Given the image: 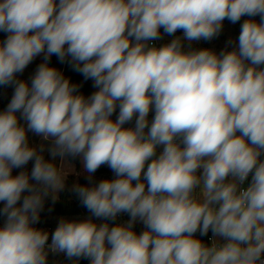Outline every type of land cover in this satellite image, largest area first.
Segmentation results:
<instances>
[{
    "label": "clouds",
    "instance_id": "obj_1",
    "mask_svg": "<svg viewBox=\"0 0 264 264\" xmlns=\"http://www.w3.org/2000/svg\"><path fill=\"white\" fill-rule=\"evenodd\" d=\"M245 16L233 50L191 49ZM161 29L183 37L156 47ZM0 32V86H14L0 112V264H47L49 251L73 264H264V0H0ZM41 54L30 85L19 80ZM53 55L98 90L85 98ZM29 131L50 146H30ZM57 157H79L89 179L107 165L115 179L73 191L93 217L130 219L61 218L48 244L33 225L65 187Z\"/></svg>",
    "mask_w": 264,
    "mask_h": 264
},
{
    "label": "trees",
    "instance_id": "obj_2",
    "mask_svg": "<svg viewBox=\"0 0 264 264\" xmlns=\"http://www.w3.org/2000/svg\"><path fill=\"white\" fill-rule=\"evenodd\" d=\"M245 19H249V17L245 16L242 17L241 20L235 24L231 23L227 19L223 22L222 31L220 34L216 37H214L211 40H200V41H192L190 44V47L192 50H200V49H211L215 51L217 54H219L221 51L227 50L231 51L233 48L236 47L238 44V36L240 32L241 24ZM257 22H259V17L254 18ZM161 31V37H164L166 42H170L172 39L176 38V36L183 37V33L181 31H178L174 36L167 35L163 32V29ZM7 33L0 32V42H3L6 39ZM229 41H232L231 44H229ZM184 44V50L187 51L189 49V42L187 40L183 41ZM44 62V56L41 54L40 56H37L26 68L22 73L17 74V78L19 80L27 81L30 85L31 83V77L35 74V71L40 63ZM49 66L57 68L66 78L70 80L71 83L77 84L79 86V93L83 94L85 98L90 96L93 92L97 91L98 89L93 87V81L92 80H85L83 75L76 72L72 65L66 60L64 63H61L59 59L53 55L50 60L48 61ZM14 92V86H0V112L4 111L7 108L8 103L10 102L12 95ZM119 109L117 108L116 113L113 114L111 117L113 120H115L118 116ZM19 117V113H17ZM154 113L149 114V121H151ZM20 123L24 124L25 122L20 119ZM135 118L132 122L124 125V127H134ZM29 143L31 145V138L30 137V131L27 133ZM48 146H50L51 142L46 141L45 142ZM162 151L161 147L157 148L158 155ZM50 154L47 152L44 155V158L46 161H50ZM69 162L74 164L76 166L77 170H80L81 167V160L79 157L72 158L68 157ZM261 159H264V156L261 157ZM56 164V163H55ZM59 167V164H56ZM30 161L27 165H25L23 168H20L18 170H25L30 175ZM146 170V168H145ZM13 175H17L14 173V169L12 172ZM251 178V174L249 175ZM115 174L111 171V169L107 166H101L95 173L91 175V179H89V176L80 175H69L65 181V187L62 191L59 192L57 195V199L53 201L51 195L48 197H45L44 200V207L42 211L40 212V219L39 222L34 224L33 227L37 229H41L43 231H46L49 234V240H51L52 233H54L56 227L58 226V223L61 218L67 219L69 221L75 220V221H82L91 218L94 222L97 224L100 223H109L110 227L115 226L116 224H123L126 223L130 216L127 213H120L118 214L116 220H108L104 221L99 218L93 217L91 213L81 204L78 196L73 191L74 185H81V186H93L95 184H98L103 179H115ZM32 183H35V181H30ZM135 183V181L133 182ZM25 195L27 193H24ZM22 203V199L20 202ZM3 207V202H0V209ZM6 217L0 216V226H3L4 221ZM133 230L140 234L145 230L144 225L140 222H136L133 226ZM212 235V232L209 231L207 235H200L199 231L195 234V236L203 241L206 245H209L208 238ZM47 264H73L72 261H69L68 258L63 253H52L48 252L47 256ZM79 264H90V261L88 259L81 258L79 260Z\"/></svg>",
    "mask_w": 264,
    "mask_h": 264
},
{
    "label": "rangeland",
    "instance_id": "obj_3",
    "mask_svg": "<svg viewBox=\"0 0 264 264\" xmlns=\"http://www.w3.org/2000/svg\"><path fill=\"white\" fill-rule=\"evenodd\" d=\"M30 137H32L31 138V145L30 146H35V147H37L38 149H39V146L41 145V144H44L45 146H46V148L47 147H49L45 142L46 141H43L42 140V138L40 137V136H37V135H35L34 133H32V132H30ZM48 151L47 150H45L44 152H43V156L47 153ZM50 154V153H49ZM50 161H52V157H51V155H50ZM54 163H56V164H59V167H63V169L67 172V176H66V179H67V177L69 176V175H75V176H80V175H85V176H89V174L85 171V169L83 168V165H82V163H81V167H80V170H77L76 169V166L74 165V164H72V163H70L69 162V159H68V157H66L63 161H61V159L59 158V157H57L56 159H55V161H53ZM150 162V161H149ZM33 165H34V160L33 161H30V166H29V169H30V172H31V169H32V167H33ZM21 170H18V169H15L14 168V173L15 174H19V172H20ZM22 171H25V170H22ZM66 179H65V181H66ZM59 194V192L56 194V195H58ZM138 222H140V221H138ZM141 223V222H140Z\"/></svg>",
    "mask_w": 264,
    "mask_h": 264
},
{
    "label": "built area",
    "instance_id": "obj_4",
    "mask_svg": "<svg viewBox=\"0 0 264 264\" xmlns=\"http://www.w3.org/2000/svg\"><path fill=\"white\" fill-rule=\"evenodd\" d=\"M150 43L153 44V45H155L156 47H160V46H162V45H164V44H167V43H169V42H166L165 39H164V37H162L161 39H159V40H155V41H151ZM157 156H158V152H157ZM250 182H251V178L248 177V179L244 182V184H243L242 186H243V187H247V186L250 184ZM212 238H213V235H210L209 238H208V241H209L210 244H211V240H212ZM220 242H221V243L224 242L222 238H220ZM47 243L50 244V243H51V240L48 241ZM210 244H209V245H210ZM46 250H47V249H46ZM49 252H50V251H49ZM262 259H264V257H262Z\"/></svg>",
    "mask_w": 264,
    "mask_h": 264
},
{
    "label": "crops",
    "instance_id": "obj_5",
    "mask_svg": "<svg viewBox=\"0 0 264 264\" xmlns=\"http://www.w3.org/2000/svg\"><path fill=\"white\" fill-rule=\"evenodd\" d=\"M220 239V238H219Z\"/></svg>",
    "mask_w": 264,
    "mask_h": 264
}]
</instances>
